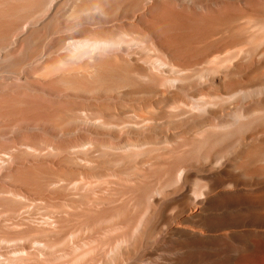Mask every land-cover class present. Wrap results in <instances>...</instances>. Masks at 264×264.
<instances>
[{"label": "bare ground", "instance_id": "bare-ground-1", "mask_svg": "<svg viewBox=\"0 0 264 264\" xmlns=\"http://www.w3.org/2000/svg\"><path fill=\"white\" fill-rule=\"evenodd\" d=\"M244 5L0 0V264H264Z\"/></svg>", "mask_w": 264, "mask_h": 264}, {"label": "rangeland", "instance_id": "rangeland-1", "mask_svg": "<svg viewBox=\"0 0 264 264\" xmlns=\"http://www.w3.org/2000/svg\"><path fill=\"white\" fill-rule=\"evenodd\" d=\"M231 1H235V0H231ZM245 1H247V0H240V4L241 5H243V6H246V5H244V2ZM261 1H263V0H261ZM250 12H252L253 14H255V11L254 10H251ZM260 14H262V12H259ZM131 22H133V19H131ZM114 23H118V22H116V21H109L108 23H107V25H112V24H114ZM241 23L243 24V25H248V21H247V19L246 18H243V19H241ZM217 38V33L216 34H214V39H216ZM213 54L210 56V59H213ZM252 60V63L250 62ZM260 60H264V51H261V50H257V51H254L250 56H249V58H247V60H246V64H245V66H247V63H249V65H255L258 61H260ZM168 70H171L170 68H165V71H167L168 72ZM245 76H247V74H245V73H243ZM191 89H193V86H191ZM198 98V96H195L194 97V99H197ZM227 110H229L230 111V109H227ZM146 112H149V110L147 109V111ZM220 116H222V117H224V118H231L232 117V115L234 114V113H232V114H223V113H218ZM258 123L259 124H264V117H260V119L258 120ZM256 130V124H251V125H248V126H246L245 128H244V130H243V132L244 133H252V132H254ZM157 137H160V134H157ZM252 169V168H251Z\"/></svg>", "mask_w": 264, "mask_h": 264}]
</instances>
